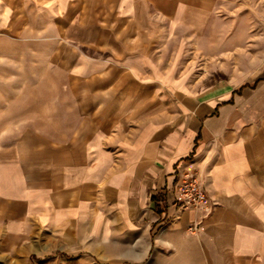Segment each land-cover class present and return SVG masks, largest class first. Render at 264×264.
<instances>
[{
  "label": "crops",
  "instance_id": "crops-1",
  "mask_svg": "<svg viewBox=\"0 0 264 264\" xmlns=\"http://www.w3.org/2000/svg\"><path fill=\"white\" fill-rule=\"evenodd\" d=\"M218 4L0 0L62 79L48 125L0 133V264H264V61L197 84L171 48ZM188 170L207 215L174 204Z\"/></svg>",
  "mask_w": 264,
  "mask_h": 264
},
{
  "label": "rangeland",
  "instance_id": "rangeland-1",
  "mask_svg": "<svg viewBox=\"0 0 264 264\" xmlns=\"http://www.w3.org/2000/svg\"><path fill=\"white\" fill-rule=\"evenodd\" d=\"M35 22L29 26V20L21 19V26L14 27L11 12L0 20L1 134L29 126L44 128L48 124L36 116L45 113L46 100L59 94L62 79L45 73L39 57L44 50L39 38L45 32ZM183 40L171 47L176 49L174 64L182 77L197 84L224 78L238 85L264 61V0H219L205 27Z\"/></svg>",
  "mask_w": 264,
  "mask_h": 264
},
{
  "label": "built area",
  "instance_id": "built-area-1",
  "mask_svg": "<svg viewBox=\"0 0 264 264\" xmlns=\"http://www.w3.org/2000/svg\"><path fill=\"white\" fill-rule=\"evenodd\" d=\"M174 204L186 209L202 211L206 215L212 208V203L204 190L197 173L188 170L179 175L173 185ZM199 223H191L188 226L190 233H195Z\"/></svg>",
  "mask_w": 264,
  "mask_h": 264
}]
</instances>
